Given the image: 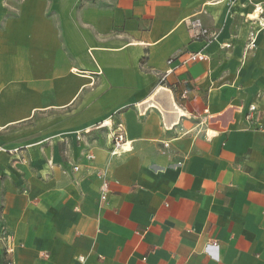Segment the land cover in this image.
Wrapping results in <instances>:
<instances>
[{
	"label": "crops",
	"instance_id": "0c3cea01",
	"mask_svg": "<svg viewBox=\"0 0 264 264\" xmlns=\"http://www.w3.org/2000/svg\"><path fill=\"white\" fill-rule=\"evenodd\" d=\"M256 5L264 0H0V232L12 237L9 259L264 264ZM197 19L210 42L192 38ZM198 51L209 59L184 63ZM115 112L131 152L111 157L104 131L78 142L77 132Z\"/></svg>",
	"mask_w": 264,
	"mask_h": 264
},
{
	"label": "built area",
	"instance_id": "2783aa9c",
	"mask_svg": "<svg viewBox=\"0 0 264 264\" xmlns=\"http://www.w3.org/2000/svg\"><path fill=\"white\" fill-rule=\"evenodd\" d=\"M250 19L252 20V22L257 23L258 26L257 32L264 36V6L256 5L252 15L250 16ZM188 28L192 38H194L195 40L210 42L214 38V34L211 33L198 19L189 22ZM252 46H255V33H252L249 38L248 47H252ZM208 59H209L208 55L202 51L191 52L188 54L187 60H185L184 63L195 60L205 61ZM168 63H171V60H169ZM170 72H171L170 70L165 72L164 75L161 77L160 81L162 82ZM182 97L184 98L185 94ZM256 109H257L256 105L249 106L250 113L255 112ZM205 112L207 113V110ZM115 117H116V112L113 113L111 116L94 124L93 126L86 128L83 131L77 132L76 138L78 142L85 143V139L89 135H91V133L96 131H104L106 133V138L108 139L109 142L108 153L111 157H117L124 153L131 152L132 145L131 142L128 141L126 138V128L124 124L120 120H117ZM85 157L89 161L95 158L94 154L91 152L86 153ZM74 170L76 171L78 170V168L74 167ZM107 190H108V183L104 178V176L102 175L101 197H100L102 201L106 199ZM2 213H3V206L0 204V221L3 220ZM0 249L2 250L4 257L8 258L7 260L1 261L0 264H15L11 259H9V257L14 252L12 237L11 235H9V233H7L4 226L1 227V232H0ZM78 259L81 262L83 261L82 257H79Z\"/></svg>",
	"mask_w": 264,
	"mask_h": 264
}]
</instances>
